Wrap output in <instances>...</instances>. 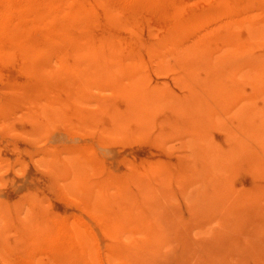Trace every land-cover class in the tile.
I'll list each match as a JSON object with an SVG mask.
<instances>
[{
    "label": "rangeland",
    "instance_id": "1",
    "mask_svg": "<svg viewBox=\"0 0 264 264\" xmlns=\"http://www.w3.org/2000/svg\"><path fill=\"white\" fill-rule=\"evenodd\" d=\"M262 108L264 0H0V264H264Z\"/></svg>",
    "mask_w": 264,
    "mask_h": 264
},
{
    "label": "bare ground",
    "instance_id": "2",
    "mask_svg": "<svg viewBox=\"0 0 264 264\" xmlns=\"http://www.w3.org/2000/svg\"><path fill=\"white\" fill-rule=\"evenodd\" d=\"M196 44H197V43H196ZM258 109H259V108H258ZM247 110H248V109H247ZM262 110H263V108H262ZM258 111H261V110H258ZM246 112H247V111H246ZM254 112H255V111H254ZM263 112H264V110H263ZM255 113H256V112H255ZM259 114H260V113H259ZM246 115H248V114H246ZM252 115H253V114H252ZM261 115H262V114H261ZM245 117H246V116H245ZM257 117H258V116H257ZM255 118H256V116H255ZM244 119H245V118H244ZM247 119H248V118H247ZM252 119H253V118H252ZM253 121H254V120H253ZM255 123H256V122H255ZM255 123H254V124H255ZM256 124H257V123H256ZM253 127H254V125H253ZM257 127H258V126H257ZM243 130L245 131V129H243ZM244 131H243V132H244ZM255 131H256V130H255ZM253 133L255 134V132H253ZM253 133L251 132V134H250L251 137H252ZM241 136H242V135H241ZM262 139H263V138H262ZM251 141H252V140H251ZM261 143H262V142H260V144H261ZM242 147H243V146H242Z\"/></svg>",
    "mask_w": 264,
    "mask_h": 264
}]
</instances>
